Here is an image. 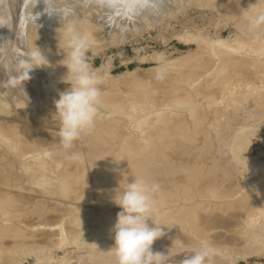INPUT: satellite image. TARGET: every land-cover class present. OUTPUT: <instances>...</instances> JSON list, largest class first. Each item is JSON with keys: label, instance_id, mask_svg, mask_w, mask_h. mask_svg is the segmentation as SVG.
Returning <instances> with one entry per match:
<instances>
[{"label": "rangeland", "instance_id": "374dc122", "mask_svg": "<svg viewBox=\"0 0 264 264\" xmlns=\"http://www.w3.org/2000/svg\"><path fill=\"white\" fill-rule=\"evenodd\" d=\"M174 1L175 6L177 7L173 9L174 11H171L172 14L170 13L171 15H167L166 13L167 17L163 14L164 17L162 15L158 21L146 17L142 18L138 23L131 24L124 29L118 26L117 28H110L109 31H104L100 26H94V24L91 23L81 22V24L78 23L76 25L81 32H92L90 33L92 40L87 56L92 70L95 71L100 80L98 87L101 90V103L98 106L95 123L110 122L117 127V129H114L113 135L106 136L111 140H104V143L102 142L104 147L107 146L104 149V155L102 156H105L104 159H106V161L107 158H109L108 161H114L118 153L116 148L117 150L120 148H118V146H121L120 144L123 143L122 139L125 140L126 137L130 136H132V139L135 141L134 143L139 149L145 150L148 140L156 136L158 134L156 132L164 131L165 127H163V123H169V121L174 124L182 122L187 126L186 129L189 130L190 134L187 130V133L185 134L186 137L178 135L180 138H184V142L183 138L180 139L177 137V134L171 135L173 136L171 137V144H173V146L175 145L174 150H176L172 151V154L175 156L184 149L181 152V154L184 152V154H182L183 156L180 155V158L177 160L188 164L190 167L189 173L193 178H191V180L188 179V183L190 182L191 184L194 178H198V181L206 179V183H208V181H211L213 178V181H219L218 183H220L222 187L219 186L218 189L213 190V194L211 193L213 196L210 198H204V201L202 198L197 197L198 200H196L199 203L196 201L193 203V200H195L196 197H193V195H189V199L183 201L184 197L180 194L181 192H178L180 198H182V200L179 199L180 204L178 202L179 197L177 198L175 196L178 195V193L175 191L170 194L172 196L174 195V200L170 195L167 196L168 198L161 197L162 195L157 196L149 218L154 222L166 208L165 206L170 208L175 202L176 205L178 204V207L181 205V202L184 204L187 201V203L191 201L194 204L191 206L196 205L194 208L201 207L199 209H202L205 205V207H207L212 204L213 206L207 210L209 212H213L215 209L217 210V206H215L216 204H224V206H222L223 208L221 207L223 210L227 209V211L229 210L231 212L232 209L233 211H236V213L235 211H232L228 215L232 216L233 213V215L237 214L236 216L238 219L236 221L239 220V225L236 230H231L230 234H232L238 244L234 242L228 245L227 242H223L224 240H222L225 244L223 245V243L218 240L219 236L228 233V230L226 231L223 228L212 231L216 235L215 238L211 237L212 239L209 238L211 232H205L206 234H203V236L198 234V236L201 235L202 237L197 236L196 238L188 230L185 232L184 229L183 232L186 233L184 234L183 232L181 233L182 229L179 232L177 231L179 229H176L174 230V233L176 232L175 234L167 233L162 238L158 239L160 243L153 247L152 251L167 254L169 250V258L164 264H182L184 258L191 256L195 250L202 247H207L210 250V256L207 258L205 264H264V211H262V214H257L258 212L256 214L254 213L255 216H252V218L250 217L251 219L243 217L241 216L243 208L239 203H242V199H245L242 196H246V194H249L254 190V192L258 190L257 193L261 191L259 194L262 193L260 195H263L264 180H261L264 179V166L260 167V165H253L252 162L240 163L236 166L232 159L229 160L231 157L227 153L228 150L225 149L226 146L224 145L222 148L223 144L221 145L222 142L225 144L224 140L227 139L225 137L229 134V128H237L242 134H245V139L248 140V142L247 146L242 149V151H239L241 154L236 150L234 152H238L239 154L237 155L240 157L242 156L243 158L249 159L257 158L264 162V155L262 154L264 152V64H261L259 68L256 65L248 69V73L252 74L250 75V79L248 74L235 73L234 75L232 73V75L222 77L215 73L218 71V66L222 60L216 52L217 49H219L217 47H221L220 45H217V41L226 42L228 46L245 47V49H238L237 51L241 52L240 54L242 56L245 55L243 56V59L246 61H252V57L264 60V51L261 49L257 50L259 47L264 48V26L255 30H250L249 28V17L254 15L256 11H264V0L253 1L254 3H252L251 0ZM24 36V50L26 52H32L35 50L36 46L39 47L46 55L49 61V67L52 69L49 73L47 69H44L43 67L36 68L38 71L37 78L42 82H45V89L47 87L46 90L44 89L43 92L41 91L42 94L46 98L53 100H48V104L46 102L47 107H45L44 104V107L48 108V106L52 103L54 104V101L59 98V93L70 86L67 81L63 83L67 73L65 67L67 55L70 50L65 46L62 38L57 41L56 37L53 35L52 42L59 43V48L53 53L52 48L49 47L48 39L45 34L42 33V29L38 28L37 24L28 26L24 32ZM253 49L257 51L252 52ZM228 51L229 53L232 52V50ZM232 54L233 53H230V56ZM248 55H251V57H248ZM250 58L252 59L249 60ZM255 59H253L252 62H254ZM24 78L27 79L26 76H24ZM27 91L32 92L33 90ZM42 94L39 96L42 97ZM178 95L189 97L191 99L190 103L181 102ZM209 98L211 100H209ZM248 100L254 107L249 105ZM49 102L52 103L49 105ZM8 104L11 106L10 102H8ZM12 104L14 103L12 102ZM10 106L7 105L4 107L7 110ZM26 106V101H24V103L19 102L14 105L13 110L21 111ZM4 107L2 109H4ZM52 108L55 109L54 106H51V109ZM217 112L221 113L218 114ZM0 116V118H2V115ZM8 116L11 117V115ZM196 116L199 118L196 119ZM167 120L168 122H166ZM200 121L202 122V125L200 124ZM193 124L196 126L198 124L199 126L196 128ZM123 125L127 128L123 127ZM46 133L48 132L46 131ZM199 135L200 137H198ZM105 141L107 142L105 143ZM173 141L175 142L173 143ZM184 145L188 148L190 147V149H187V147L185 148ZM1 146H3L4 149H2ZM113 146H116L115 149ZM183 146L184 148H182ZM209 146L211 149H209ZM48 147L49 146L38 148L37 152L39 151V153L35 152L37 153L35 154L36 157L31 156L28 158V162H30L28 164L31 165L32 163V165H34V163L40 159L46 160L48 163L51 162L49 163V166L53 165L54 167L50 166L49 172L46 174L48 176L44 178H35L36 180L30 179L31 181L29 183L23 176H29L28 173L33 171L31 170L33 169V166H26L24 167V170L22 167L23 165L19 166V163L17 164L20 159L18 158L19 160L16 161V158L14 159V157H12V155L15 156L16 154L12 153V155H8L9 153L6 151L8 149L7 146L0 141V151L2 150V152L8 153L6 156L5 153L0 152V169L3 167L5 170L7 169L6 171L18 172L19 175L24 178V183L25 180L27 182L25 185L22 183L23 180H18V187L15 185L6 186L0 184V225L6 229H12L7 230L6 233L7 239L10 238L8 241L5 240L8 243L4 241V243L1 242L2 245L6 243V246L1 245L0 264H116L114 255L109 252L114 245L113 229L116 223L117 214L121 211V209L113 202L115 191L108 189L105 193H99V191L94 188V185L97 187L100 185V181L102 183L103 179L96 170H91L92 168L89 169L91 166L88 165L87 162H83L85 164H79L80 166L77 164V166L69 165L70 167L72 166L71 168L65 167L68 164L59 159L62 158L61 153L58 151L60 149H57L55 152L54 147H56V145H53L50 146L51 148L53 147L51 152L50 147L47 152ZM44 148L45 150L47 149L46 152ZM112 150H115V152ZM167 150L170 152L172 149L170 150L168 148ZM53 151L56 156L59 155L60 157L58 156L56 159L51 157L54 155ZM57 152L59 154H57ZM112 152L113 154H111ZM1 153L3 155H1ZM110 154L114 155L113 157L111 156V159L113 158V160L110 159V156L106 157V155L108 156ZM195 154L198 155V158H195ZM4 156L9 159H5ZM9 156H11V158ZM12 158L16 162L13 165L15 166L16 164L15 167L19 170L17 172V169L12 165L14 162L12 161ZM24 158L25 157L22 158L23 161H26ZM171 158L174 160L173 157ZM52 159L57 163H53ZM212 159L215 161L223 159V163L218 165L211 164V166L209 165V161L211 163ZM57 160L62 164H58ZM179 161H177V163ZM81 166H85L86 168H82ZM87 166H89V168ZM78 167L80 168L77 171ZM234 167L239 171L233 172ZM259 167L261 170L258 169ZM4 169L3 171L0 170V177L6 172ZM20 169L24 172L22 173ZM224 169L229 174L231 173V175H241L245 172L253 171L248 180L257 177L259 179L260 177L263 178L260 182L257 180L256 182L259 183H255L256 185H254V187L246 186L245 189H241L239 188V181H244V179H242V176L240 175H234L235 177L241 178H232L233 181H235L234 186H238L237 188L240 192L237 191L238 193L236 196H232L237 189L234 186L231 188V186L229 187V184H225L224 181H226V178L223 176L226 177V173L222 175V172L225 171ZM255 169L259 170V173L256 172ZM59 170L61 171L60 174L58 173ZM74 170L80 174V177L77 180L76 178L78 175ZM79 170L83 171L79 172ZM65 171L66 173L69 172L66 174L68 177H64ZM210 171L212 174L222 171V176L219 174V176L217 175L218 177L213 176L212 174L208 176L207 173ZM24 173L27 174L24 175ZM61 173L64 175L63 178ZM54 174H57L58 179ZM83 174L89 176L86 177L89 185L91 184L90 194L86 193L89 189L86 190L82 185ZM59 175H61V177ZM75 175L77 176L75 177ZM248 176L249 175H247V177ZM52 177H55V179H52ZM247 177H245V179ZM235 179L240 180L238 181ZM32 180H35L36 182L34 181L33 183ZM64 180H67V183ZM237 181L239 183H237ZM20 183L22 184V187ZM65 183L66 187L68 186L70 188V191H77L79 194L76 192V194L72 195L70 199L67 198L68 200L61 197L59 189H61ZM23 184L27 190H23ZM33 184H36V186ZM29 187L36 189V193H42L46 198L43 199V196L39 193L35 194L34 190L32 192V189ZM225 187L231 189L226 190ZM53 190H55L56 197L52 195L54 194ZM198 190H203V188H198ZM221 192L223 193V198L219 195ZM18 193H23V195L26 194L25 196L29 197L31 201H28L27 203L24 201H22V203H4L5 200L3 197L16 195ZM226 194L227 196L230 194L231 197L228 196L226 198ZM90 195H92L91 197H94L90 198ZM37 196H40V199ZM58 197H61V200ZM169 198L172 199L174 204L170 203L171 201L168 202L171 200ZM199 199H201L202 202ZM59 201L62 203H59ZM237 201L239 203L238 206ZM32 202L35 204H32ZM64 202H66V205ZM26 204L30 206L33 205V207L30 209ZM97 204L100 205L98 206ZM198 204H201L202 206H199ZM225 204H229L230 207L228 208L230 209H228ZM37 205L43 206L47 212L45 217H40V221L38 216L36 217L35 214H33ZM235 205L237 207H234ZM64 206H66L67 209ZM59 207L61 211L58 210ZM27 208H29V211ZM22 209L23 211H20ZM206 209H208V207ZM58 212H60V214ZM242 217L245 220H243ZM151 221H148V223H151ZM37 224L39 226H37ZM48 226H51V230ZM35 227L40 229L38 230L36 228V232L31 233L33 234V237H30L31 239L29 238L30 241H28L29 239L26 242L19 240L21 239V237H19L20 230L26 228L29 230V228L32 229ZM33 231H35V229ZM43 231L48 232L46 236L42 237V239L39 237L41 236L39 233H42ZM35 233H38L39 235L36 234L38 236L35 237ZM207 234H209V237ZM235 234L237 235L236 237ZM21 235H23V233H21ZM204 236H207V238L203 239ZM177 238L179 241H177ZM238 239L243 242H239ZM244 240H247V243ZM9 242H12L13 245L10 249L8 248L11 245H9Z\"/></svg>", "mask_w": 264, "mask_h": 264}, {"label": "bare ground", "instance_id": "6f19581e", "mask_svg": "<svg viewBox=\"0 0 264 264\" xmlns=\"http://www.w3.org/2000/svg\"><path fill=\"white\" fill-rule=\"evenodd\" d=\"M251 1H252V3H254L257 0H251ZM175 7H177V6H175L174 0H0V115H2V118H0V141L5 143V146H7V148H8L7 150L6 149L5 150L9 154L7 152L6 153L2 152V150L0 152L5 153V155L6 154L12 155V153L16 154L15 156L12 155V157H14V159L16 158L15 159L16 161L20 159L17 162V164L19 163L18 164L19 166L23 165L22 166L23 169L26 166H29V167L33 166V169H31L33 171L31 173L30 172L28 173L29 176L26 175L27 173L26 174L24 173V175H26V176H23L25 179L28 180L29 183L31 181L30 179L41 178V177L44 178V177L48 176L46 174L49 172V168L51 166V165L49 166V163H51V162L48 163L46 160H40L38 158H35V159H38L37 162H35L36 164L34 163V165H32V163H31V165H29L28 163H30V162H28L29 161L28 158H30L31 156L36 157L35 154L39 153V151L37 152V150L40 147H44V146L50 147V146L56 145V147H54V150L56 152L57 149H60L58 151H59V153H61V155H62L61 157L63 158V160H62V158H59V159H61L62 162L65 161V163L68 164V165H66L64 163L66 165L65 167L69 168L70 167L69 165L77 166V164L78 165L79 164H85L87 162L88 165L91 166L90 168H89V166H87L89 169L92 168L91 170H96L98 172V174L101 175V177L103 179L102 183L100 181V185L97 186V184H96L97 187H95V185H94V188L96 190H98L99 193H105L108 189L115 191L119 186H120V189L122 190L126 186L127 182L131 183L132 180L135 178H144L145 180H147L149 182H155V183L159 184V192L157 193L155 198L157 196H160V195H162L161 197L168 198L167 196H169L171 193H174V191H175L177 193L181 192L180 194L182 195V197H184L183 201L185 199H189V195L190 196L193 195V197L196 196L195 200H193V203L195 201L197 203H199L197 201L198 200L197 197L202 198V200H203L204 198H210L213 196L212 191L215 189H218L219 186H221V184L218 183L219 181L216 182V180H214L215 181L214 182L213 178H212L211 181L209 180L210 182L208 181V183H206V179L198 181V178L197 179L194 178V180H192L191 184H190V182L188 183V179L191 180V178H193L189 173L190 167L188 166V164L177 160L180 158V155L183 156L182 154H184V152L182 154H181V152L184 149H182V151L180 150L181 151V152L179 151L180 153L176 152V153H178V154H176V156L174 154H172L173 153L172 151L174 150L175 145L173 146V144H171L172 143L171 137H173L171 135L177 134V137H179L178 135L186 137L185 134L187 133L188 129H186L187 126H185L182 122L174 124L171 121H169V123H163V127H165L164 131L156 132L158 134L148 140L145 150L139 149V147L134 143L135 141L132 139V136L126 137L125 140L122 139L123 143H121V142H120L121 144L119 143L121 146H118V148L120 147L118 150L116 148V151L118 153L116 155V158L112 162L108 161L109 158H107V161H106V159H104L105 156L104 157L102 156V155H104L103 154L104 149L107 147V146L104 147L102 145V142L104 143V140H111V139H108V137H106V136L113 135L114 129L115 128L117 129V127L114 124H111L110 122L109 123L108 122L107 123H105V122L99 123L97 120L98 123H95L94 126L90 130L83 133L81 135V137L79 138V140H77L74 143V146L70 151L65 150L63 148L62 144L60 143V138H59V134H58V129L60 126L58 117L54 114L55 109H53V108L51 109V106H54V104L52 102H49V105H50V103H52L53 105L51 104L50 106H48V108H45V107H47V104H48L47 101L48 100L53 101L52 99L46 98L42 94V92L45 89L44 88L45 82L44 81L42 82L40 79L37 78V73H38L37 69H34L30 73V80H27L26 78H24L25 69L22 67V64H21L22 61L28 59V56L30 53L29 51L26 52L23 48L24 43H25L24 32L28 26H31L33 24H37L38 28L42 29V33L45 34L46 38L48 39L49 47L52 48V50H53L52 52L54 53L55 50H57L59 48V45H58L59 43H53L52 42L53 35L56 37V40L58 41L61 38V32L58 29L60 28V26H63V24L66 22H71L75 25H77L78 23L81 24V22L82 23H91V24H94V26L95 25H98V27L100 26V28H102L104 31H109L110 28H113V27L117 28L118 26H120L122 29H124L125 27H128L131 24L138 23L142 18H146V17H150V18L155 19V21H158V19L163 14L166 17L168 14H170V13L172 14L171 11H174L173 9ZM166 13H167V15H166ZM164 15H163V17H164ZM77 28H78V26H77ZM85 33L90 34L92 32L87 31ZM216 43H217V45L221 46V47L216 46L217 48H219V49H217L216 52L218 53L219 57L222 58L221 63L218 66L219 67L218 71L215 72V73H217V75L224 77V76L232 75V73L234 75H235V73H239V74L242 73V74H248L249 79H250V77H251L250 75H252V74L248 73V69L250 67H253L256 65L259 68L261 66V64H264V60L255 59L254 57H252L253 59H255L254 62H252L253 61L252 58L249 59V60L252 59V61L244 60L243 56H245V55L242 56L240 54L241 52H238L237 50L238 49H245V47L242 48V46H236V47L228 46L226 44V42H222V41H217ZM260 49L264 51L263 47H259L257 50H260ZM228 50H230V51L232 50V52H230V53H233L235 55L232 54L233 56L232 55L230 56V53ZM257 50L253 49L252 52L257 51ZM249 54H251V53H249ZM249 56L251 57V55H248V57ZM43 68L47 69V71L49 73L52 71L51 67H49V66L43 67ZM46 89H47V87H46ZM27 90H33V91L28 92ZM220 92H221V90H220ZM41 94H42V97L39 96ZM208 94H210V93H208ZM208 94H207V96H208ZM1 97H3V98H1ZM179 98H180L179 100L181 102H186V103H190V100H191L189 97H187L185 95H180ZM251 99H249V100H251ZM54 100H55V98H54ZM209 100H211V99L209 98ZM209 100H208V102H209ZM249 100H248V103H249ZM24 101L27 102V106L23 110H21V111H18V110L14 111L13 110V107L16 103H19V102L24 103ZM205 101H207V100H205ZM8 102L11 103V106H10V104H8ZM12 102L14 104H12ZM46 102H47V104H46ZM253 103H254V101H253ZM44 104H45V107H44ZM7 105L10 106V108L6 110L4 106H7ZM249 105H251V104L249 103ZM3 107L5 110L2 109ZM251 107H254V106L251 105ZM219 113H221V112H219ZM8 115H11V117ZM197 116L195 117L196 119L199 118ZM168 120L166 122H168ZM237 120H238V118H237ZM174 121L177 122L176 120H174ZM197 122H198V120H197ZM237 122H239V121H237ZM201 123L202 122L200 121V124ZM117 126H119V125H117ZM194 126H196V125H194ZM198 126L199 125L197 124L196 128ZM123 127L127 128L125 125H123ZM120 129L123 130L122 128H120ZM46 131L49 134L46 133ZM228 132H229V134H228L229 138L226 135L225 138H227V139L224 140L225 144H224V142H222L221 145L223 144L222 148L224 147V145L226 146L225 149L228 150L227 153L231 157L229 160L232 159L233 163H235L236 166H238V164H240V163H246V162H252L253 165H260V167L264 166V162L260 161L261 159L260 160H258L257 158H252V159L250 158L249 159V158H243L242 156L240 157L239 155H237L240 153L239 152L240 150L242 151V149H244L247 146L248 140L245 139V134H242L237 128L231 127V128H229ZM188 133L190 134L189 130H188ZM198 137H200V135ZM182 138H180V139H182ZM112 141H114V140H112ZM112 141H111V143H112ZM106 142L107 141H105V143ZM174 142L175 141H173V143ZM183 142H184V138H183ZM107 144H105V145H107ZM184 146L182 148H184ZM49 147L47 148L48 150L46 149L47 152L49 151ZM113 147L115 149L116 146H113ZM186 147L187 146H185V148ZM1 148L4 149L3 146H1ZM52 148L50 147V152H51ZM168 148L170 150L171 149L172 150L170 152H168V150H167ZM179 149H181V148H179ZM187 149H190V147L189 148L187 147ZM209 149H211L210 146H209ZM44 150H45V148H44ZM46 150H45V152H46ZM235 150L238 151L239 153L238 152L235 153L234 152ZM35 152H37V153H35ZM55 152H54V155L52 154L53 156H51V155L50 156L54 157L56 159V157H58L59 155L56 156ZM113 152H115V150ZM113 152L111 154H113ZM2 153H1V155H3ZM59 153L57 152V154H59ZM195 153H197V152H195ZM111 154L108 156L106 155V157L110 156V159H111V156L112 157L114 156ZM224 154H226V153H224ZM262 154L264 155V152ZM190 155H192V154H190ZM6 156H4L5 159L8 158V157L6 158ZM194 156H195V158L196 157L198 158V155L195 154ZM9 157L11 158V156H9ZM23 157H25L24 159L26 161H23V159H22ZM171 157H173L174 160ZM14 159L12 161H14ZM111 160H113V158ZM227 160H228V158H227ZM52 161H53V159H52ZM177 161H179V162L177 163ZM203 161H205V160H203ZM55 162L56 161H53V163H55ZM83 162H85V163H83ZM14 163H16V162L14 161L12 163V165ZM59 163L60 162L58 161V164ZM176 163L181 165V166L177 165ZM221 163H223V159L222 160L219 159L216 161L214 159H212L211 163L209 161V165H211V164L218 165ZM60 164H62V163H60ZM206 164H208V163H206ZM235 164H234V166H235ZM15 166H16V164H15ZM15 166H14V168H16ZM51 167H54V166L52 165ZM84 167H82V168H84ZM235 167H234L233 172L239 171ZM260 167L258 168L259 170H261ZM62 168H64V167H62ZM62 168H61V171H62ZM79 168L80 167L77 168V171ZM201 168H203V167H201ZM3 169L4 168L2 167V169H0V170L3 171ZM11 169H13V168H11ZM225 169H227V168H225ZM6 170L4 169V171H6ZM83 170H79V172H81ZM199 170H201V169H199ZM259 170H256V172H258ZM17 171H19V170L17 169L16 172ZM52 171H53V169H52ZM54 171H56V170H54ZM61 171L59 170L58 173L60 174ZM74 171H76V170H74ZM77 171H76V173H77ZM225 171H223V172L221 171L223 173L222 175H224V173H226L225 174L226 177L223 176L224 178H226V181H224V182L226 185L229 184V187L231 186V188H233L232 186L235 185V181H233L232 178H240V177L234 176V175L237 176L240 174H232L231 175V173L229 174L227 171L226 172ZM21 172H22V170H21ZM221 172L212 174L210 171L207 173V175L209 176L210 174H212L213 176H217L219 174L220 176H222ZM251 172L253 173V171H248V172H245V173L240 175V176H242V179H244V181L241 180L242 182L239 181L241 178L235 179V180H238L240 182L239 185L241 187L239 186V188L245 189L246 186H251V187L253 186L254 187V185H256L255 183H259L260 180L264 177V176L260 177V179L257 177V178H252L251 180H248V178L251 175ZM17 173L9 172V170L6 171L4 174H2V177H0V184L6 185V186L15 185L18 187L17 184L19 183L20 180H23L24 178L22 176H20L19 173L18 174ZM67 173H69V172H67ZM67 173L65 171V176L62 175V173H61L62 178H63V176L68 177V175H66ZM61 175H59V176L61 177ZM77 175H75V177L77 176L76 180L80 177V174L77 173ZM202 175H203V173H202ZM247 175H249V176L247 177ZM86 176L87 175L83 174L82 185L86 188V190L89 189L86 193L90 194L91 184L89 185V182L87 180V177H89V176H87V177ZM232 176H234V177H232ZM260 176H261V174H260ZM55 177L58 179L57 174L55 175ZM55 177H52V179H55ZM245 177H247V178L245 179ZM252 177H253V174H252ZM90 179H92V178H90ZM245 180H248V181H245ZM257 180H259V182H256ZM263 180L264 179H262L261 181H263ZM17 181H18V183H17ZM34 181L32 180L33 183H34ZM64 181H66V183H67V180H64ZM238 181H237V183H239ZM22 183H24V180L22 181ZM25 183H27L26 180H25ZM66 183L63 184L61 189H59L60 195L64 199H67V198L70 199L72 197V195L76 194L77 191H74V192L70 191V188L68 186L66 187ZM24 184H23V186H24ZM20 185L22 187L21 183H20ZM33 185L36 186V184H33ZM15 186H13V187H15ZM30 187H31V184H30ZM229 187L228 188L225 187L226 190L227 189L230 190L231 188H229ZM237 187L238 186L235 187L237 189L236 192L233 194L231 193L232 196L233 195L236 196V194L238 193L237 191H239V189ZM23 188H24L23 190H25V189L27 190V188H25V186ZM55 188H56V186H55ZM198 188H203V190H198ZM225 188H224V190H225ZM30 189H32V188H30ZM33 190H34L35 194L39 193V192L36 193L37 192L36 189H32V192H33ZM86 190H84V191H86ZM263 190H264V188H263ZM53 191H54V194H52V195H54L56 197L55 190H53ZM254 191L249 193V194H246V196H242L240 193V195L245 198V199H242V203L239 202L243 208V212L241 214V216H243V217H248V218L251 217L252 218V216L254 217L257 212H258L257 214H259V213L262 214V211H264V193H263V195H260V194H262V193L259 194V192H261V191H259L258 193H257L258 190H256V192H254ZM8 192H10V191H8ZM226 192H228V191H226ZM86 193H84V194H86ZM179 193H178V195H175L177 198L179 197L178 202H179V199L182 200V198H180ZM39 194L42 195V193H39ZM25 195H23V193H18L16 195L5 196V197H3L5 200L4 203H10V202H16V203L21 202L22 203V201L27 203L28 201H31L29 199V197H27ZM219 195H221V197L223 198L222 192L219 193ZM42 196H43V199L46 198V197H44V195H42ZM91 196L92 195H90V198L94 197V196L93 197H91ZM173 196L170 195V197H172V198H173ZM228 196L231 197L230 194H228ZM228 196L226 194V198ZM37 197H39V199H40V196H37ZM37 197H36V199H37ZM61 197H58V198H60V200H61ZM36 199H35V201H36ZM95 199H97V198H95ZM169 199H171V198H169ZM190 199H192V198H190ZM173 200H174V198H173ZM199 200H201V199H199ZM202 200H201V202H202ZM37 201H39V200H37ZM168 202L173 203L172 199L169 200ZM187 202L184 204L181 202V205H179L180 207L179 206L177 207L178 204L176 205V202H175V204L173 203L176 206V208L174 205H173L174 207L171 206L172 208L171 207L168 208L167 206H165L166 208L163 210V212L159 216L157 215L158 218L153 223H155L157 225H162L163 231L165 234H167V233L168 234H172V233L175 234L176 232L174 233V230H176V229H179V230H177L178 232L182 229V231H181V233H182L183 230L185 229V232L188 230L196 238H197L198 234H201L203 236V234H206L205 232H207V233L211 232L210 237H209V234H207L208 237L209 238H211V237L215 238L216 235L212 231H214L216 229H222L223 228L226 231L228 230V233H224L223 236L222 235L219 236V234H218V236H219L218 240L221 243L227 242L228 245L232 244L234 242L238 244L236 239H234L232 234H230L231 230H236V228L239 225V223H238L239 220L236 221L238 219L236 216L237 214L233 215L234 214L233 213L232 216L228 215L233 211L232 209H231V212L229 210H228L229 211L228 212L227 209L226 210L222 209L223 208L222 206H224V204L223 205L222 204H220V205L216 204L215 206H217L216 207L217 210L215 209L214 211L212 210L213 212H209L207 210H209V208H211L213 206L212 204L207 206L208 209H206L207 208V207H205L206 205L202 209H199L201 207L194 208L196 205L191 206L193 204L191 201H189V203H191V204H189ZM59 203H62V202L59 201ZM64 203L66 205V202H64ZM239 203L237 201V206L239 205ZM32 204H35V203L32 202ZM179 204H180V202H179ZM225 205L227 208L230 207L229 204H225ZM232 205H233V203H232ZM232 205H231V207H232ZM27 206H29L30 209H31V207H33V205L32 206L27 205ZM51 206H53V205H51ZM237 206L235 205L234 207H237ZM46 207H47V205H46ZM64 207H66V206H64ZM50 208H52V207H50ZM54 208H55V206H54ZM27 209L29 211V208H27ZM48 209H49V207H48ZM66 209H67V207H66ZM213 209H214V207H213ZM228 209H230V208H228ZM58 210H60V207ZM20 211H23V209ZM47 211H51V210H47ZM63 211H65V210H63ZM210 211H211V209H210ZM58 213L60 214V212H58ZM58 213H56V214H58ZM235 213H236V211H235ZM33 214H35L36 217L38 216V219L40 221V217L41 218H43V216L45 217L47 212H46V209L43 208V206L37 205V207L34 209ZM63 214L65 216H67L65 213H63ZM64 215H61V216H64ZM243 217H242V219L245 220ZM248 218H246V219H248ZM53 220H54V218H53ZM240 223H241V221H240ZM149 225L152 226V223H149ZM28 226H29V224H28ZM37 226H39V225L37 224ZM40 227H42V226H40ZM50 227H49V229H50ZM36 228L38 229V227H35L32 229L29 228V230L27 228H26L27 230L26 229L20 230L19 231L20 233L18 232L20 235L19 234L18 235H19V237H21V239H19V240H22V242H26L30 237H33V234H31V233L36 232ZM34 229H35V231H33ZM42 229H44V228H42ZM7 230H12V229L3 228L0 225V250H2L1 249L2 248L1 242H3V241L7 242L10 239V238L7 239V235H6ZM45 230H48V229H45ZM47 232L43 231L42 233H39L41 235L39 237L42 238V237L46 236ZM185 232H183V233L186 234ZM21 233H23V235H21ZM36 234H38V233H35V235ZM38 235H36L35 237H37ZM201 235H199L198 237H200ZM23 236H25V237H23ZM236 236L237 235L235 234V237ZM204 238L206 239L207 236L206 237L204 236L203 239ZM30 239L28 241H30ZM5 240H7V241H5ZM222 240H224V241L222 242ZM177 241H179V239ZM238 241L241 243L243 242V241H240V239H238ZM159 243H160V241H158V240L155 241L152 248L159 245ZM5 244H3L2 246H4ZM9 245L10 246L8 247V245H7V247L10 249V247L13 246L12 242L11 243L9 242ZM223 245H225V244L223 243ZM7 251H8V249H7Z\"/></svg>", "mask_w": 264, "mask_h": 264}, {"label": "clouds", "instance_id": "9594fccd", "mask_svg": "<svg viewBox=\"0 0 264 264\" xmlns=\"http://www.w3.org/2000/svg\"><path fill=\"white\" fill-rule=\"evenodd\" d=\"M262 26L264 11L249 17L250 30ZM58 30L63 43L70 50L63 80L70 86L60 92L59 98L54 101V114L59 120L60 143L70 151L81 135L94 126L101 103V90L98 87L100 80L87 56L92 40L90 34L81 32L71 22L64 23ZM21 64L25 69L24 76L29 80L34 69L49 66V61L36 46ZM158 192L159 184L144 178H135L131 183L127 182L122 190L120 186L115 190L113 202L121 211L117 214L113 229L114 245L109 252L114 255L116 264H164L169 258V250L167 254L152 251L154 242L165 235L163 226L149 218ZM209 256L210 250L202 247L184 258L182 264H205Z\"/></svg>", "mask_w": 264, "mask_h": 264}]
</instances>
